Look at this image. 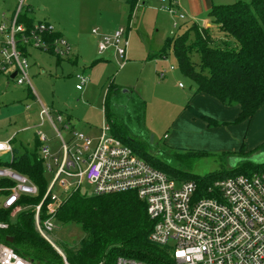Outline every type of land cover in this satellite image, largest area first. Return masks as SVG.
Segmentation results:
<instances>
[{
    "label": "built area",
    "instance_id": "obj_1",
    "mask_svg": "<svg viewBox=\"0 0 264 264\" xmlns=\"http://www.w3.org/2000/svg\"><path fill=\"white\" fill-rule=\"evenodd\" d=\"M161 10L170 13L177 31L188 21L180 0H160ZM26 0H18L10 20H0V76L8 75L19 86L32 87L30 63L23 49L32 47L59 59L72 55L71 44L55 26L37 22L27 28L19 21L26 9ZM98 37V52L114 49L120 67L128 61L129 29L121 27L112 33L93 30ZM16 73V77L12 75ZM165 78L166 70L159 72ZM76 89L83 91L90 83L86 73H78ZM41 125L48 121L61 139L58 152L53 153L43 131L37 138L39 153L46 174L52 175L47 191L37 205L22 206L24 197H37V185L26 175L11 167H0V209L19 213L33 209L37 232L51 244L50 234L57 228L56 215L63 201L54 195L57 185L67 194L82 190L84 183L92 187L93 195L135 192L147 205L153 222L149 240L168 249L171 264H264V172L238 175L216 181L206 194L199 192L195 182L172 179L155 169L121 139L115 137L105 120L102 134L94 139L83 132L71 130L63 114L54 118L52 111L41 106ZM70 131L67 142L59 130ZM14 138L0 142V156L12 155ZM45 208V209H44ZM44 216V217H42ZM8 224L0 222V229ZM69 264L65 254L55 248ZM0 264H36L12 247L0 242ZM98 264H104L100 262ZM114 264H147L143 261L119 257Z\"/></svg>",
    "mask_w": 264,
    "mask_h": 264
},
{
    "label": "rangeland",
    "instance_id": "obj_2",
    "mask_svg": "<svg viewBox=\"0 0 264 264\" xmlns=\"http://www.w3.org/2000/svg\"><path fill=\"white\" fill-rule=\"evenodd\" d=\"M28 1L32 2L38 20H44L49 15L65 27L73 38L66 40L73 47V55L79 56V63L73 64V56L58 62L56 57L28 47L26 52L32 87L19 86L8 75L0 76V141L16 133L17 146L23 143L28 151L33 152L35 133L43 131L52 150L57 151L61 139L50 123L46 121L43 127H34L39 122L37 113L41 105L68 113L72 116L76 131L94 139L99 138L105 121V84L113 80L132 95L122 97L116 103L118 119L127 125L132 136L149 144L154 155H161L162 152L206 153L204 156L186 158L185 163L188 164L185 168L195 175L204 176L234 167L238 159L224 157V154L239 152L243 145L249 153L264 143V126L251 132L253 128L249 123H236L237 117L219 119L217 114L223 106L205 94H196V85L181 74L172 48H167V59L148 60L150 51L161 50L175 32L185 30V26L177 31L172 27L170 15L159 10L156 0H151L147 8L137 7L131 23L126 15H121L124 0ZM113 27L114 30L129 28L128 61L123 68L120 61L115 60L113 50L102 55L95 45L93 30L110 33L108 30ZM78 42L83 44L82 48L76 45ZM193 61L199 66L198 54H193ZM84 69L89 74L90 84L82 93L76 90L74 76ZM162 70H166L165 78L159 75ZM28 88L37 94L39 103L29 96ZM195 98H201V103H192ZM142 101L145 102L144 106ZM188 104L198 113L217 120L220 126H209L187 108ZM24 127L30 129L23 132L21 129ZM59 130L62 137L70 142L69 131L61 127ZM226 135L238 143L235 150L232 147L208 146V140L223 141ZM0 159L6 161L7 157L0 156ZM252 161L263 163L264 154L254 155ZM47 178L50 183L52 175L47 174ZM82 192L92 194V187L84 183ZM53 193L59 201H64L68 196L59 185ZM17 214L11 212V217L15 218ZM50 236L55 248L65 254L67 249L77 248L85 234L79 225L57 223L56 230Z\"/></svg>",
    "mask_w": 264,
    "mask_h": 264
},
{
    "label": "trees",
    "instance_id": "obj_3",
    "mask_svg": "<svg viewBox=\"0 0 264 264\" xmlns=\"http://www.w3.org/2000/svg\"><path fill=\"white\" fill-rule=\"evenodd\" d=\"M138 3L139 0H127L129 23ZM208 16L213 27L184 23V32H175L161 50L150 51L148 60H165L167 48H172L181 74L196 85V94H205L226 107L238 106L240 112L236 123H249L264 106V0L214 6ZM19 21L27 28L35 24L27 14ZM26 51L23 49L25 56ZM193 54L199 55V66L194 63ZM123 90L113 80L107 84L104 108L112 134L129 145L141 159L172 179L195 182L203 195L216 181L264 172V162L252 161L254 155L264 154V143L249 153L243 145L239 152L224 154V157L237 158V164L204 176L189 172L185 160L204 156L205 152L154 155L149 144L132 136L127 125L117 117L115 101L120 99ZM187 108L209 126H220L217 120L198 113L190 104ZM12 143L13 159L11 162L0 159V167H11L37 185L39 195L24 197L21 202L25 207L37 205L49 185L39 153L41 143L36 138L33 152L22 151L15 140ZM9 185L8 181H0V187ZM56 221L62 225H79L85 234L77 248L65 251L69 264H114L119 257L147 264H171L168 249L149 240L154 224L146 203L135 192L93 195L78 190L63 201ZM0 222L9 225L5 230L0 229L1 243L36 264H64L58 252L37 232L33 209L21 211L15 218L11 217V211L0 209ZM8 238L13 242L10 243Z\"/></svg>",
    "mask_w": 264,
    "mask_h": 264
},
{
    "label": "crops",
    "instance_id": "obj_4",
    "mask_svg": "<svg viewBox=\"0 0 264 264\" xmlns=\"http://www.w3.org/2000/svg\"><path fill=\"white\" fill-rule=\"evenodd\" d=\"M246 1H250L251 2L252 0H180V3H181V7H182L183 11L188 16L187 24L197 23V24H199L201 26H204V27H213L214 25L212 23V20L209 18L208 13L211 11V9L214 6L234 4V3H237V2H246ZM150 2H151V0H139V3L136 6V8L139 7V6H141L143 8H147L148 5H150ZM155 2L159 5V10L161 12H165V11H162L161 10V5H162L161 4V1L160 0H156ZM25 3H26V6L27 7L25 9L24 15L27 14L28 17L34 21V23H37V22H48V23L54 25L57 28L58 33L62 37H64L65 39L67 38L69 40L73 39L72 36H70V34L67 32V30L65 29V27L61 23H58L57 21H54L53 18H51L49 15H47L48 18H44V20H38L35 17V8H34L32 2L31 1L29 2L28 0H26ZM123 4H124V7L122 9V13L123 14H121V15L122 16L126 15L127 18H128L129 8H128L127 0H124V3ZM17 5H18V0H0V20H2L3 17L7 21L10 20L13 17V15H14L16 9H17ZM135 11H136V9H135ZM134 14H135V12H134ZM165 14L170 15L171 21H172L171 24H172V27H173V21H174L173 16L170 13H168V12H166ZM128 21H129V19H128ZM182 25H184V23ZM108 31L110 33L114 32L115 31L114 30V27L111 28V29H109ZM102 33H104V32H102ZM2 39H3V37L0 35V41ZM76 45L79 48H82L83 47V44H81V42H78ZM95 45H96V47L98 49V46H97L98 45V37L95 38ZM110 50H113V52L115 54V60H116L117 57H116L115 50L111 48V49H109L107 51H110ZM71 56H73V59H72L73 60V64L74 65H78V63H79V56L75 57L73 55V47H72V55ZM57 60H58V62L64 61V59H58V58H57ZM78 73H86V74H88L87 71H86V69L81 70V71L77 72L76 74H78ZM76 74H75V76H76ZM75 80H76V78H75ZM114 84H115V82H114ZM76 85H77V80H76ZM27 86L29 87V85H27ZM118 86H120V85H118ZM86 87H85V89H86ZM120 87H122V86H120ZM122 88L124 89V87H122ZM85 89L83 91H79V92H82L83 93L85 91ZM27 91L29 92V96L31 98L35 99L39 103V99H38L37 94L36 93H33V91L30 88H28ZM106 93H107V84H105V96H104V102H103V113H104V116H105L104 104H105V101H106ZM128 94H129V91L127 92V91L123 90V93H122V95H121V97H120L119 100H121L122 97H128ZM119 100L115 101V103H119ZM201 101H202L201 98H198V99L195 98L194 100H192V103H201ZM220 105L223 106L222 104H220ZM41 106H40L39 112L37 113V117L39 119V122L37 124H34V127H37V128L40 127V126L43 127L45 125V122H46V121H44L43 125H41L42 123H41L40 118H39V114H40V111H41ZM220 108H219L220 109L219 110V113L217 114V116L219 117V119H224L225 116H229L230 118L234 119V118L238 117L239 112H240V108L238 106H235L234 109H229V107H226V106H223V107H220ZM28 109H29V107L27 108V110ZM51 111H52V114L55 115V116L52 115L54 118L56 117L57 114H63L65 116V118H66V122H68L70 124L71 130H75V126L73 125L72 116L71 115H69L68 113L60 112V111H54V110H51ZM105 120H106V116H105ZM249 124H250V127L253 128L252 129L253 131H251V132H254V130L258 129L259 127H262L263 128V126H264V106L256 113V115L249 122ZM252 125H253V127H252ZM59 127L64 128L63 125H59ZM29 129H30V127H24V128L21 129V131H23V132L24 131H28ZM37 133H35L34 145H35V140L37 138ZM69 133H70V131H69ZM12 138H14V140L16 141V138H17L16 133L13 136H11L9 139H7V140H10ZM166 138H168L167 135H166ZM7 140H4V141H7ZM4 141H0V142H4ZM207 143H208V146L209 147H213V148L232 147L231 148L232 150H235L236 147H237V145H238V143H235V141L233 139H231V137H229L228 135H226V137L223 138V141L222 140H218V139H214V140L210 139V140L207 141ZM20 147H22L23 150L26 149L24 147L23 143H21V146ZM59 149L57 151H54L51 148V150H52L53 153L58 152ZM5 156L7 157V160H6L7 162H11L12 161V159H13L12 155H5Z\"/></svg>",
    "mask_w": 264,
    "mask_h": 264
},
{
    "label": "water",
    "instance_id": "obj_5",
    "mask_svg": "<svg viewBox=\"0 0 264 264\" xmlns=\"http://www.w3.org/2000/svg\"><path fill=\"white\" fill-rule=\"evenodd\" d=\"M16 77V73H14L13 75H12V78H15ZM152 141H153V137H152ZM8 241L10 242V243H12L13 242V239L12 238H8Z\"/></svg>",
    "mask_w": 264,
    "mask_h": 264
}]
</instances>
